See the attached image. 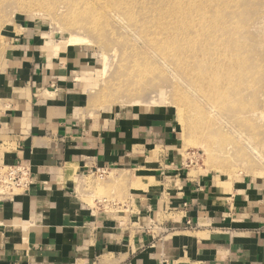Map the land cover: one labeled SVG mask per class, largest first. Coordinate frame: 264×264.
<instances>
[{
	"label": "crops",
	"instance_id": "crops-1",
	"mask_svg": "<svg viewBox=\"0 0 264 264\" xmlns=\"http://www.w3.org/2000/svg\"><path fill=\"white\" fill-rule=\"evenodd\" d=\"M58 43L26 25L0 77V162L32 178L0 195V264H264V177L191 169L152 116L90 118L88 54Z\"/></svg>",
	"mask_w": 264,
	"mask_h": 264
},
{
	"label": "rangeland",
	"instance_id": "rangeland-1",
	"mask_svg": "<svg viewBox=\"0 0 264 264\" xmlns=\"http://www.w3.org/2000/svg\"><path fill=\"white\" fill-rule=\"evenodd\" d=\"M234 1L227 39L218 28L221 23L213 21V7L216 2L225 6L223 0H186L187 6H179L180 0H0V77L14 40L26 25H38L65 50L78 46L87 52V116L137 125H146L141 118L152 116L156 121L149 124L168 128L174 154L191 169L229 183L264 177V0ZM212 35L211 56L221 54L223 42L229 41L222 71L228 96L212 100L221 107L216 112L196 79L205 55L197 45ZM95 180L100 187L92 199L108 197L103 178ZM78 193L84 196L81 188Z\"/></svg>",
	"mask_w": 264,
	"mask_h": 264
},
{
	"label": "bare ground",
	"instance_id": "bare-ground-1",
	"mask_svg": "<svg viewBox=\"0 0 264 264\" xmlns=\"http://www.w3.org/2000/svg\"><path fill=\"white\" fill-rule=\"evenodd\" d=\"M113 1H116V0H113ZM172 1H177V0H172ZM233 2H235V1L234 0H223V4L225 6H221L222 3L220 5H218L216 2L217 5L215 4L213 7V9H214L213 10L214 11V14H213L214 20L213 21H214L216 26L219 25V24H217L216 21H219L221 23L218 26V28L224 34V38H226L228 36V34L230 33V30H233V25H230V23H229V16H230V14L232 15V9H233L229 5H231ZM99 4L101 6L106 5L103 2H100ZM119 6H123V4H121ZM124 6H127V5H124ZM179 6H187L186 0H180ZM210 9L211 8H209L208 10H210ZM237 10H241V7L239 6V8H237ZM161 14H162L161 12L158 14L157 22L160 24L159 30L163 34V33H165V25H164L165 21L162 20ZM205 18H208V17L205 16ZM182 25L184 27V30H186V31L189 30V24H187L186 22H182ZM216 35H217L216 38H221V36H222L219 33H217ZM186 37L188 40H191V41H193V39L195 38L194 36H192L190 34H187ZM212 37L213 38L208 36L207 38H205L201 42L200 45H197L195 42H193L192 44L197 45L199 48L203 47L205 50V55H204V58L202 60L203 63L199 67L201 69L204 67V70L201 71L200 73H197L196 79L198 80L199 87L201 89L200 93H202V97L205 99V101L207 100L206 101L207 103L210 104L212 111L216 112V111H219L221 109V107L218 106L212 100L214 99V100H217L216 102H218V99H223V98H226L228 96L227 92L225 91L226 85H228L227 76H226L225 72L222 73V71L224 68L226 69L227 62L229 59L228 54L226 53V49H227L226 47L229 45V41L227 40L228 39V37H227V39L223 42L221 54L218 51V53L215 52V54L213 56H211L210 54H208V52L210 50V42L212 41V39L215 38V35H212ZM78 39H80V38H78ZM82 43H84V42H82ZM61 47H63V45ZM207 68H208V70H207ZM208 87L211 88L210 92L208 91ZM212 93L214 95H212ZM219 107H220V109H219Z\"/></svg>",
	"mask_w": 264,
	"mask_h": 264
},
{
	"label": "built area",
	"instance_id": "built-area-1",
	"mask_svg": "<svg viewBox=\"0 0 264 264\" xmlns=\"http://www.w3.org/2000/svg\"><path fill=\"white\" fill-rule=\"evenodd\" d=\"M0 172V195L14 196L30 190L32 184L31 172L24 166H4ZM102 175L105 172L101 173Z\"/></svg>",
	"mask_w": 264,
	"mask_h": 264
}]
</instances>
